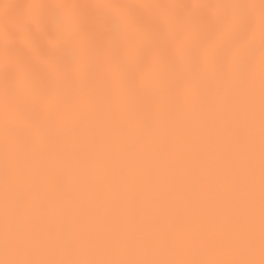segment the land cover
<instances>
[{
    "label": "snow or ice",
    "instance_id": "1",
    "mask_svg": "<svg viewBox=\"0 0 264 264\" xmlns=\"http://www.w3.org/2000/svg\"><path fill=\"white\" fill-rule=\"evenodd\" d=\"M0 264H264V0H0Z\"/></svg>",
    "mask_w": 264,
    "mask_h": 264
}]
</instances>
